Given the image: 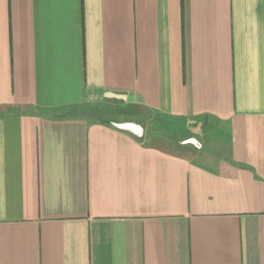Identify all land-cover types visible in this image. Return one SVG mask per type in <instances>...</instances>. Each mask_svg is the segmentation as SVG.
Here are the masks:
<instances>
[{
  "label": "crops",
  "instance_id": "0c3cea01",
  "mask_svg": "<svg viewBox=\"0 0 264 264\" xmlns=\"http://www.w3.org/2000/svg\"><path fill=\"white\" fill-rule=\"evenodd\" d=\"M0 264H264V0H0Z\"/></svg>",
  "mask_w": 264,
  "mask_h": 264
},
{
  "label": "rangeland",
  "instance_id": "374dc122",
  "mask_svg": "<svg viewBox=\"0 0 264 264\" xmlns=\"http://www.w3.org/2000/svg\"><path fill=\"white\" fill-rule=\"evenodd\" d=\"M147 126H145V131L147 132V134H149V136H151V134H153V133H157L158 132V130H156V127H154L153 126V123H152V120L150 119L149 120V122H147V124H146ZM154 131V132H153ZM221 133L220 132H217V134L216 133H214V134H212L211 135V139L214 137V138H216L218 135H220ZM213 138V139H214Z\"/></svg>",
  "mask_w": 264,
  "mask_h": 264
}]
</instances>
